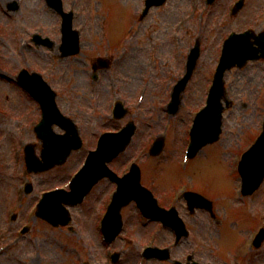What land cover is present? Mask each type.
Wrapping results in <instances>:
<instances>
[{"label":"rangeland","instance_id":"374dc122","mask_svg":"<svg viewBox=\"0 0 264 264\" xmlns=\"http://www.w3.org/2000/svg\"><path fill=\"white\" fill-rule=\"evenodd\" d=\"M142 1L76 0L78 6L76 10L79 11L76 23L82 27L84 52L79 54L78 58L58 60L56 68L58 77L55 78L54 85L58 88L64 87L61 86L63 80L68 85V88L61 92L60 96L63 95L62 102L65 106L67 105L66 98H70V109H66V111L79 122L84 145L70 156L64 167L32 176L34 191L27 196L23 205L17 204L15 207L10 206L15 201V188L18 182V180L15 181V178L19 169L23 168V158L21 163H17L14 160L13 150L16 143L22 140L39 143L36 134H33L32 131L25 135L26 137H19L23 135L21 133L22 126H20L23 123L21 115L30 106L35 107V102H31L24 93H21L20 89L0 75V231L5 233V235L0 234V244L10 240V234L4 231L10 210L11 212H15L14 209L19 210L20 219L17 223V227H19L28 219V208L38 199L42 188L64 181L82 162L88 150L95 147L97 138L102 131L118 127L133 116L137 119L140 128L133 143L112 164L114 168H124L132 156L142 155L144 182L150 179L152 182L163 184L156 186L151 182L150 185H154L156 188H167L175 181L174 177L202 179L200 180L202 188L208 186L206 190L209 192L210 189L213 193L224 190L223 193L228 196L229 203L233 205L231 199H234L235 196L231 195V191L234 180L225 160H230L243 143L256 137L260 132V121L264 112V61L251 62L242 69L228 71V92L234 99V105L226 109L223 132L220 140L216 142L218 144L206 146L199 157L192 158L193 163L191 162L189 169L184 170L186 167L180 166L177 160L181 157L187 143V138L183 139V137L189 135V122L193 111L205 101L204 95L221 53V37L228 35L231 30H243L247 25L252 24V18L258 11L254 4L257 0H249L251 1L249 5L232 18L225 13V6L230 0H217L213 7H207L205 1L200 0L196 16L190 22L183 23L178 37H175L174 34L170 35L168 46L164 43L156 45L159 46L156 52L152 50L150 40L155 37V41L160 43L159 39H162L163 36L166 37L162 31L164 25L168 22L170 28L166 25L167 30L172 31V22L187 15L191 0H168L162 6L154 8L147 19L134 21V18L131 20L132 9H137ZM44 2V0H21L18 11L13 15L4 13L0 6L2 68L14 70L20 64H27L43 69L49 64L51 55L41 48L32 49L28 44H23V37H28L27 32L35 31L38 25L57 27L58 15L51 11ZM68 2L70 0H67ZM99 3L104 11L99 9ZM104 14V22L111 33L112 29L122 28L121 26L126 23V27L129 29V26L136 22L133 31L130 34L127 31V36L129 35L128 38L131 39V43L128 45L129 48L133 46V49L130 50L122 64H118L119 76L132 79V83L119 81L120 87L124 91L129 90L133 80L140 85L142 75H147V79H151L152 74L150 78L149 74L159 71L161 64L158 60L159 55L165 52L171 54V51L177 46L189 48L190 41L194 40L196 35L202 38V55L196 72L186 88L182 106L177 115L172 117V123L169 126V134L172 129L176 131L174 130L170 135L169 144H166L162 157L155 159L157 161H154L153 158H146V152L142 154L141 151L149 147L154 137L166 128L164 121L168 113L166 110H160L159 104L162 105L168 100V94L162 90L151 91L147 95L144 106L131 109L123 121H113L108 120L105 116V113H109L110 110L103 111L108 108L106 102L110 97L107 81L104 82L105 88L96 91L89 86L86 65V58L89 56H85L96 54L99 51L103 53L115 51L113 40L111 42L102 40L104 37L102 36L103 26L101 23ZM263 24L264 21L261 25ZM183 33H187V41L183 40ZM161 34L163 35L160 36ZM111 35L114 36L113 33ZM61 73L65 74L67 78L61 80L59 78ZM112 73L108 71L107 75ZM154 86L160 88L157 84H153ZM133 96L134 93H132ZM8 109L11 113L7 116L5 111ZM101 114L103 115L101 116ZM15 119L19 120V123H16ZM172 137H176V140H172ZM151 168L153 170L149 173ZM146 170L148 171L146 172ZM112 185L107 180L100 182L83 204L72 209L74 215L72 230L68 227H54L40 218L30 216L28 222L31 223V229L16 246L0 255V264H81L85 259H102L106 245L101 240V232L96 226V218L101 215L103 210L101 201L107 200L108 191ZM263 200L264 187L257 196L258 206L254 207L253 204H250L251 207L246 206L245 212L242 210L239 216H231L219 228H217L216 221L214 223L207 219L202 220V216L196 219V223L192 227L195 229L198 240L200 236L199 243L202 245V252L198 257L202 264L234 261L233 257L226 258V256L238 251L240 231L253 227L254 222L246 218V216L251 218L249 210L259 209L264 220ZM217 204L223 211L221 207L224 202L220 203L219 201ZM232 208V213H236L239 209L235 205ZM136 216L138 214L133 205L125 210L126 232L122 233L113 246L123 253L119 264H137V252L150 235L149 231H146L144 226L142 225V227L137 221ZM162 241H164L163 237ZM243 258L245 259L242 264H264V244L252 250L250 254L244 255ZM147 264L160 263L150 261Z\"/></svg>","mask_w":264,"mask_h":264},{"label":"water","instance_id":"95a60500","mask_svg":"<svg viewBox=\"0 0 264 264\" xmlns=\"http://www.w3.org/2000/svg\"><path fill=\"white\" fill-rule=\"evenodd\" d=\"M250 35V34H248ZM248 36L245 37V34L234 35L229 41L227 48L225 50V55L223 61L221 63L219 72L217 73L216 83L213 88L212 97L210 100V106L207 111L203 114V116L199 119L198 125L194 130L195 137V145L194 148H199L205 140H210L209 138L218 137L220 132L221 125V102L220 99L223 96V73L226 68L232 66L235 63L244 64L246 58L257 51H255L252 44L248 41ZM248 49L249 51H247ZM198 58V52H195V60L193 62L196 63ZM33 92L39 97L44 96V91L39 89L38 87H31ZM177 95V102L178 103ZM45 103V101H44ZM49 109V108H47ZM68 124V123H64ZM69 128L70 133L66 135V137H54L49 134V130L40 131V135L42 136L45 142V149L43 151L44 159H46L47 166L53 165L56 161H61L65 158L67 154H69L72 146L80 145V139L75 131L72 128L71 124L66 125ZM132 126L128 127L122 134H119L118 137L108 136L106 135L104 140L101 142L100 149L94 152L89 160L86 170L84 174H82L81 181L74 185V191L72 194H78L82 197L88 189L91 188L92 184L101 176L108 174V170L105 166V162L107 160L112 159L118 152L123 149L126 144L130 140V135L132 133ZM74 133L73 136L70 134ZM264 137V136H263ZM160 144L153 148V153H158L161 151L163 147V142H159ZM64 145V146H63ZM31 149V148H30ZM30 165L32 166L34 163L39 162L34 154H30L28 157ZM260 163V168L258 172L249 173L245 171V167L249 164ZM253 166V165H252ZM250 166V167H252ZM249 170V168H248ZM136 171V170H135ZM244 172L246 175V179L250 184H258L262 177L264 176V140L263 142L250 154V157L244 163ZM139 182V173L138 170L129 176L126 182L121 187L122 195L118 196L117 200H115L112 208V214L109 217L108 222L106 223V229L110 235H113L114 232L120 229L121 220L119 217V210L121 206L131 198L130 189L134 192L137 190V183ZM66 200V199H65ZM81 200V199H80ZM61 199L58 200V205H60ZM39 214L50 218L54 223L58 224L59 221L66 222L65 217L69 220L67 211L64 213L54 214L51 208L41 209Z\"/></svg>","mask_w":264,"mask_h":264}]
</instances>
